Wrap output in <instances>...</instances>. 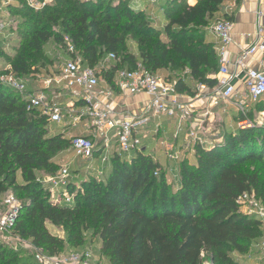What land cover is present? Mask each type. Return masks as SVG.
Returning <instances> with one entry per match:
<instances>
[{
    "label": "trees",
    "instance_id": "trees-1",
    "mask_svg": "<svg viewBox=\"0 0 264 264\" xmlns=\"http://www.w3.org/2000/svg\"><path fill=\"white\" fill-rule=\"evenodd\" d=\"M227 1L161 0L164 40L153 37L146 14L127 0H53L40 11L27 6L26 44L8 54V64L0 62V72L23 79L40 75L43 46L50 40L62 44L67 36L84 67H96L107 54L117 57L118 64L105 75L108 83L116 70L137 64L157 75L172 53L196 85L213 88L218 62L208 27ZM129 34L149 42H140V62L127 57L122 64L117 55ZM172 83L177 94L194 96L181 80ZM27 107L26 97L0 85V195L21 192L25 200L14 230L47 256L90 250L107 264H202L203 256L210 264H238L229 255L247 253L264 237L261 222L241 214L236 204L243 193H254L264 206V192L257 195L264 185V128L253 125L223 134L210 149L196 147L195 161L180 164L176 190L163 174L154 176L158 165L149 155L138 153L130 160L113 155L104 178L90 177L75 191L70 183L71 204L58 205L44 195L37 173H56L55 159L71 152L69 140L63 132L52 135L48 118ZM47 225L61 228L65 239L52 236ZM96 238L98 254L90 245Z\"/></svg>",
    "mask_w": 264,
    "mask_h": 264
},
{
    "label": "built area",
    "instance_id": "built-area-1",
    "mask_svg": "<svg viewBox=\"0 0 264 264\" xmlns=\"http://www.w3.org/2000/svg\"><path fill=\"white\" fill-rule=\"evenodd\" d=\"M28 7L40 11L49 4L46 0H25ZM144 1L147 12L139 9L138 4ZM160 0H130V7L134 11H142L149 21H156L154 10ZM8 2H0V14L7 12ZM254 31L245 35L248 43L239 47L237 56L230 61L229 47L233 44V23L220 19L208 27V31L215 40V53L218 62L216 85L208 88L198 84L193 97L177 94L174 84L145 70L137 64L133 70L122 68L114 72L111 83L103 81L102 73L112 71L111 64L117 63L114 54H107L94 68L84 67L81 58L74 54V47L66 38L68 57L57 72L37 75L36 79L18 78L13 74L0 72V85L10 91L26 97L27 110H39L51 124L62 125L65 129H75L82 126L88 135H78L69 138L70 151L83 161L94 158L95 140L103 143L105 157L117 155L130 160L135 154L144 153L145 141L148 138L146 127L152 119L174 120L176 133L174 140L183 134V143L190 148L200 147L203 140L200 133L203 125L216 113L228 114L230 100L233 96L240 99L234 104L246 116L255 106L261 104L259 111V126L264 127V8L256 11ZM6 24L0 20V32ZM39 85V90L30 89V84ZM236 83L242 85V92L238 93ZM72 92L77 97L75 102L70 100L66 105L57 104L61 92ZM116 93L122 96L145 95L138 112H130L115 104ZM196 105L202 112L196 111ZM201 110V109H200ZM198 114L196 121H192L193 114ZM203 113V114H202ZM200 114V115H199ZM244 124V125H243ZM241 129L252 127L248 120L239 123ZM67 128H66V127ZM160 132V126L155 125V135ZM165 156L169 162L181 163L186 159L182 148L162 144ZM185 147V146H184ZM205 149V148H203ZM194 152V149H193ZM70 171L66 167H59L57 172L46 177L49 200L58 205L71 204L73 194L69 192ZM155 171L154 176H158ZM239 212L248 217L258 219L264 226V206L254 193H243L237 198ZM21 210V205L12 194L0 195V233L12 232ZM260 262L264 264V237L260 241ZM38 264H102L97 261L93 252H70L56 257H50L41 250L35 251Z\"/></svg>",
    "mask_w": 264,
    "mask_h": 264
},
{
    "label": "rangeland",
    "instance_id": "rangeland-1",
    "mask_svg": "<svg viewBox=\"0 0 264 264\" xmlns=\"http://www.w3.org/2000/svg\"><path fill=\"white\" fill-rule=\"evenodd\" d=\"M106 1L115 3L118 0ZM127 1L130 2V0ZM0 2H8L7 12L2 13V18L0 19L6 24V26L0 32V62L7 63L9 59L8 54H12L16 50V48L26 44L28 29L27 27H25L26 25H24V22H26L27 20V17H25L24 15L28 14L29 11L27 8L28 4L25 0H0ZM52 2L53 0H46V3L49 5L52 4ZM220 19H222V15L219 12L214 14L212 19L210 20V25L214 24ZM165 24V21L151 22V26L154 28L153 37L160 38L159 40H164L165 37L163 34V29ZM52 31L57 33L60 32V29L53 28ZM208 35L209 37H212L211 34ZM66 38L67 36H64L62 44H58L53 40H50L43 46L39 59L40 63H38L40 65H38L37 67L41 70L40 75L43 76L44 74H48L49 72H57L60 66L67 59L68 48L66 45L67 42L65 43ZM142 40H145V43L149 42L147 41V39H138V37H134L131 34L125 36L124 45L120 48L117 55L118 60H120L122 64H126L127 61L123 62L122 60L129 57L133 58L135 62H140L141 58L139 46ZM211 41L212 38L210 39V42ZM150 42L152 43L153 40H150ZM74 50V54L80 57L79 51L77 49ZM167 60L168 64L166 65V68L158 71L157 75L164 80H169L170 83L181 80V82L187 84L192 90L195 91L197 85L189 77L188 71L186 69H183V62L172 53H169ZM117 64L112 63L111 68H113ZM105 75V73H102L101 77L103 81H106L107 76ZM34 79H36V76L27 78L26 80H29V82H31V80ZM30 85L32 87L40 89L39 86L36 85V83ZM60 94L61 96L54 101L57 104L62 105H66L70 100H73V102H75V98L77 97V95H75L74 93L67 91L61 92ZM239 99L240 98L238 96L232 97V99L230 100V107H228V114H220L218 116L215 115L206 120L203 125V131L200 133V137L203 140V144L202 146H200V148L208 149L215 146L216 144L221 143V136L223 134L234 135L237 134L238 130L248 129H241L239 127V123L243 120L250 121L256 127L264 128L263 126L258 125L260 123V119L258 114L254 112V110H251L250 113H248L246 116H243V113L236 106H234L235 102ZM197 115L198 114H195L194 112L191 120L196 121V119H199ZM154 125L160 126V132L155 136ZM48 128L52 135L63 132L66 139L78 135H84L82 126L71 130L67 127V129H65L62 125L49 124ZM146 132L148 134V138L146 139L145 144H149L150 147L146 152H144V154L149 155L152 161L158 165L157 170L160 174L164 175L169 188L171 190L178 189L180 185L179 168L181 163L174 164L168 162L165 156V149H162V147L160 146L163 143H168L169 149L173 147L172 140L176 133L174 122L172 120L153 122L146 127ZM180 143L182 142L180 141ZM182 144L185 146L182 147V150L185 152L186 158L188 155L193 156L186 160L194 162L196 159V147L193 146V148H190V146H187L186 142ZM103 157H105V150L103 151V143L100 140H95L94 158L91 161H83L79 158H76L71 152L67 151L57 159H55V162L58 168L66 167L69 169L71 173L70 183L74 187L75 191L80 188L83 181L89 180L90 177L97 179L104 178L106 176V173L109 170L110 157L106 161H103ZM121 158L125 159L123 157ZM47 176L49 175H45L40 172L37 173V180L40 182L44 190V195H49L48 186L47 184H45ZM17 182L22 183V180L18 178ZM261 192H264V185L257 190V195ZM8 193L15 196L22 206L25 199L20 191L10 189ZM261 228L264 230L263 225L261 226ZM47 230L52 234V236L60 239H65V234L61 228L47 225ZM90 245L92 246L94 252L98 254L97 250L100 247L99 240L97 238L93 239ZM36 250L37 249H35L31 245V241L29 239L22 238L16 230L5 234L0 233V264H38L35 260ZM229 257L238 264H262V262H260L259 247L257 245L250 246L248 252L241 256L232 253L229 255ZM101 263L107 264L104 260H102ZM202 264H210L207 256L202 257Z\"/></svg>",
    "mask_w": 264,
    "mask_h": 264
},
{
    "label": "crops",
    "instance_id": "crops-1",
    "mask_svg": "<svg viewBox=\"0 0 264 264\" xmlns=\"http://www.w3.org/2000/svg\"><path fill=\"white\" fill-rule=\"evenodd\" d=\"M161 1V0H160ZM196 0H188L189 5H194ZM160 4V2H159ZM138 7L140 10L147 12L148 5L142 1L138 4ZM264 8V0H228L225 2L219 13L222 16H226L228 18L232 19L233 23V44L229 47V59L230 61H233L235 57L238 54L239 47L244 46L245 43H248V41L245 39V35L251 34L254 31V25H255V16L254 13L260 9ZM2 14H0V19ZM154 18H156V22L161 21L158 17V7L154 10ZM210 41V40H209ZM212 41L215 43L214 38L212 37ZM211 41V42H212ZM33 85V84H32ZM37 85V84H36ZM39 86V85H37ZM36 86V87H37ZM30 89H33L34 91L39 90L38 88L32 87L30 85ZM236 89L238 93L242 92V85L240 83H236ZM61 96V95H60ZM59 96V97H60ZM147 100L145 95H137V96H122L119 93H116L115 96V104L119 106L120 108H124V110H128L130 112H138L141 108L143 102ZM62 105V104H61ZM64 106V105H63ZM201 109V110H200ZM196 111L198 113L202 112V108L199 105H196ZM216 116L220 115L219 113L215 114ZM214 115V116H215ZM162 120H168V119H152L149 123L152 124L153 122L162 121ZM174 126L176 128V123L174 120ZM155 126V125H154ZM84 135H88V133L85 132V129H83ZM183 134H181L180 138L178 140H174L173 138V146L182 148L184 145L183 143ZM180 141L182 143H180ZM167 144L168 143H163ZM158 145V143H157ZM146 152L150 145L145 144ZM163 149L162 144L160 145ZM212 148V147H211ZM210 149V148H208ZM193 156L188 155L186 159L191 158ZM190 161V160H189ZM169 162V161H168ZM173 163V162H170ZM177 164V163H174Z\"/></svg>",
    "mask_w": 264,
    "mask_h": 264
}]
</instances>
